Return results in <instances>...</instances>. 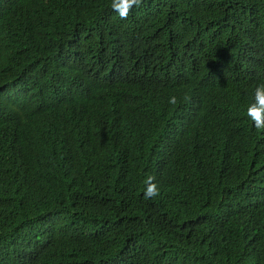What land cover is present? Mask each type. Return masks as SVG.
I'll return each instance as SVG.
<instances>
[{
  "label": "trees",
  "instance_id": "1",
  "mask_svg": "<svg viewBox=\"0 0 264 264\" xmlns=\"http://www.w3.org/2000/svg\"><path fill=\"white\" fill-rule=\"evenodd\" d=\"M112 2L0 0V264H264V0Z\"/></svg>",
  "mask_w": 264,
  "mask_h": 264
},
{
  "label": "clouds",
  "instance_id": "2",
  "mask_svg": "<svg viewBox=\"0 0 264 264\" xmlns=\"http://www.w3.org/2000/svg\"><path fill=\"white\" fill-rule=\"evenodd\" d=\"M142 4L143 0H113L111 7L122 20H126L133 9H139ZM169 103L176 104V98L171 97ZM247 116L254 127L264 129V83L256 86L253 103L248 107ZM155 180V176L149 175L146 177L143 191L145 199H154L160 195V189Z\"/></svg>",
  "mask_w": 264,
  "mask_h": 264
}]
</instances>
